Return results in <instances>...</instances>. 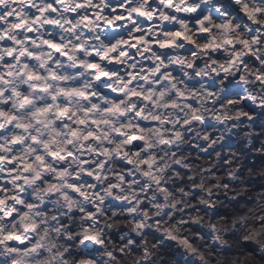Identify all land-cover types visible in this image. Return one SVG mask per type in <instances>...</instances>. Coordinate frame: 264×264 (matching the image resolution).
<instances>
[{
	"label": "snow or ice",
	"instance_id": "6c2138e0",
	"mask_svg": "<svg viewBox=\"0 0 264 264\" xmlns=\"http://www.w3.org/2000/svg\"><path fill=\"white\" fill-rule=\"evenodd\" d=\"M260 137L264 0H0V264L188 250L175 197L223 173L199 209L220 215L233 153Z\"/></svg>",
	"mask_w": 264,
	"mask_h": 264
},
{
	"label": "clouds",
	"instance_id": "9594fccd",
	"mask_svg": "<svg viewBox=\"0 0 264 264\" xmlns=\"http://www.w3.org/2000/svg\"><path fill=\"white\" fill-rule=\"evenodd\" d=\"M248 95H253V92L249 90ZM236 103L239 104L240 101ZM183 143L187 146L189 141L185 140ZM261 145H264V137L259 138L255 148H249L245 144L240 153H233V162L228 171L233 174L238 172L239 175L232 186L227 190L221 187L212 198L220 215L210 218L207 212L199 209L209 202L207 192L214 189L216 184L227 181L228 177L223 173L211 178L216 184L204 180L203 190L195 198L175 197L174 202L183 205L177 211L184 213L183 219L187 223L174 227V231L188 240L195 238L194 243L188 250L180 249L178 254V245L169 246L165 241H160L164 246L159 247L149 239L147 246L155 249L149 256L152 264H264V151H261ZM182 159L192 160V175L196 177L201 175L198 168L215 167V157L197 159L195 155H186ZM182 179L186 180L187 176H182ZM196 186L200 187L199 179ZM186 187L191 188L192 185L187 184ZM186 209L197 210L185 212ZM180 219L181 216L176 217L177 221ZM212 223L217 225L218 231L213 235H203L202 230ZM197 228L201 231H197ZM249 246H254L255 250H249ZM62 247L65 251L68 250L63 242ZM178 255L182 258H178ZM141 258L139 255L130 256L127 258L128 264H135ZM73 260L74 257L70 258L69 264Z\"/></svg>",
	"mask_w": 264,
	"mask_h": 264
},
{
	"label": "built area",
	"instance_id": "2783aa9c",
	"mask_svg": "<svg viewBox=\"0 0 264 264\" xmlns=\"http://www.w3.org/2000/svg\"><path fill=\"white\" fill-rule=\"evenodd\" d=\"M249 250L254 251L255 250L254 246H249Z\"/></svg>",
	"mask_w": 264,
	"mask_h": 264
},
{
	"label": "trees",
	"instance_id": "16d2710c",
	"mask_svg": "<svg viewBox=\"0 0 264 264\" xmlns=\"http://www.w3.org/2000/svg\"><path fill=\"white\" fill-rule=\"evenodd\" d=\"M256 131L258 132V131H259V129H256ZM248 163H251V161H248Z\"/></svg>",
	"mask_w": 264,
	"mask_h": 264
}]
</instances>
